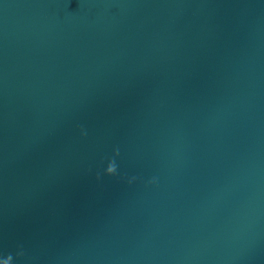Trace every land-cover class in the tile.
<instances>
[{
  "label": "water",
  "instance_id": "1",
  "mask_svg": "<svg viewBox=\"0 0 264 264\" xmlns=\"http://www.w3.org/2000/svg\"><path fill=\"white\" fill-rule=\"evenodd\" d=\"M8 256L264 264V0H0Z\"/></svg>",
  "mask_w": 264,
  "mask_h": 264
},
{
  "label": "clouds",
  "instance_id": "2",
  "mask_svg": "<svg viewBox=\"0 0 264 264\" xmlns=\"http://www.w3.org/2000/svg\"><path fill=\"white\" fill-rule=\"evenodd\" d=\"M107 172L110 174L116 172V164L114 161L109 164V166L107 168ZM11 261H12V257L8 256L6 259H4V264H11Z\"/></svg>",
  "mask_w": 264,
  "mask_h": 264
}]
</instances>
